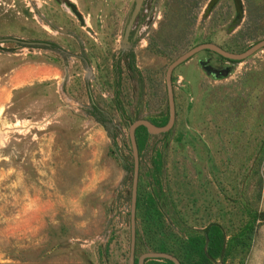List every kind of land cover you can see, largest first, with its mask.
I'll return each mask as SVG.
<instances>
[{"label":"rangeland","instance_id":"374dc122","mask_svg":"<svg viewBox=\"0 0 264 264\" xmlns=\"http://www.w3.org/2000/svg\"><path fill=\"white\" fill-rule=\"evenodd\" d=\"M133 2L0 0V38L55 49L0 45V264H129V123H167L187 51L264 40V0H144L123 44ZM172 89V130L135 133L133 264H264V48L199 52Z\"/></svg>","mask_w":264,"mask_h":264},{"label":"water","instance_id":"95a60500","mask_svg":"<svg viewBox=\"0 0 264 264\" xmlns=\"http://www.w3.org/2000/svg\"><path fill=\"white\" fill-rule=\"evenodd\" d=\"M141 3H142V0H134L133 2L134 7L130 10V15L128 19L126 20V23L123 29V42L124 43H127L128 35L130 33L134 20L136 19L139 13ZM75 14L78 15L77 13ZM5 42H13L18 45L29 46V47L46 46V44L39 43V42L23 41V40H19L15 38H0V45ZM263 48H264V40H261L260 42L256 43L255 45H253L252 47H250L248 50H246L245 52L241 54H232V53L226 52L223 49H221L219 46L215 44H211V43L200 44L192 48L191 50L187 51L183 55L179 56L176 60H174L168 66L166 70L165 85H166L167 107H168L167 123L161 127L156 126L152 124L151 122L144 120V119H138L132 123H129V138H130L131 147H132L133 156H134V169H133L131 208H130L131 241H130L129 264H133V261H134V248H135V236H136V217L135 215H136V196H137V186H138V161H137L136 144H135L136 130L140 127H143L146 129V131L150 135L165 134L172 130V127L175 122V106H174V97H173V89H172V73L178 66L185 63L195 54L202 52V51H210L230 61H242ZM148 259H164V260L170 261L172 264H181L177 260V258H175L174 256L170 254H166V253H145L138 258V264H144L145 261ZM217 264H222V263H217Z\"/></svg>","mask_w":264,"mask_h":264},{"label":"flooded vegetation","instance_id":"af4514ba","mask_svg":"<svg viewBox=\"0 0 264 264\" xmlns=\"http://www.w3.org/2000/svg\"><path fill=\"white\" fill-rule=\"evenodd\" d=\"M143 2H144V0H142V3H141V6H140V10H139L138 15H140V13H141V11H142ZM133 7H134V5L132 6V8H133ZM132 8H131V9H132ZM138 15H137V17H138ZM137 17H136V18H137ZM134 24H135V20H134V23H133L132 28H131V30H130V33H129V35H128L127 43H124V42H123V44H127V45L130 44V42H131L130 40H132V39L135 37V35H134V33H135V32H134V31H135L134 28H135L136 26H135ZM131 32H134V33L131 34ZM44 44H46V46H45V47L43 46L42 48H47V49H49V50H55V49H53L52 44H49V43H44ZM95 108H96L95 106L91 105L90 110H96V109L98 110V108H96V109H95ZM95 118H97V117H95ZM165 134H166V133H165Z\"/></svg>","mask_w":264,"mask_h":264},{"label":"trees","instance_id":"16d2710c","mask_svg":"<svg viewBox=\"0 0 264 264\" xmlns=\"http://www.w3.org/2000/svg\"><path fill=\"white\" fill-rule=\"evenodd\" d=\"M128 59H129V65H130V67H132L133 66V63H134V59H133V56L130 54L129 56H128ZM96 109V108H95ZM96 113H98V110L96 109V110H94V112H93V117H97L96 116ZM97 121H101V120H98V117L97 118H95ZM212 226V225H211ZM211 226H209V227H207L205 230H204V232H208V230H209V228L211 227Z\"/></svg>","mask_w":264,"mask_h":264}]
</instances>
